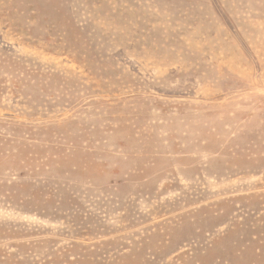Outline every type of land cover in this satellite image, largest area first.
<instances>
[{
  "label": "rangeland",
  "instance_id": "374dc122",
  "mask_svg": "<svg viewBox=\"0 0 264 264\" xmlns=\"http://www.w3.org/2000/svg\"><path fill=\"white\" fill-rule=\"evenodd\" d=\"M0 264H264V0H0Z\"/></svg>",
  "mask_w": 264,
  "mask_h": 264
}]
</instances>
